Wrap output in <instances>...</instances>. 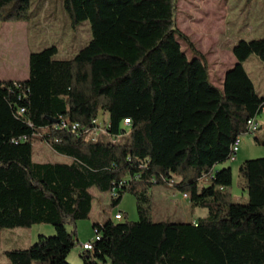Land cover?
<instances>
[{
  "label": "trees",
  "instance_id": "obj_1",
  "mask_svg": "<svg viewBox=\"0 0 264 264\" xmlns=\"http://www.w3.org/2000/svg\"><path fill=\"white\" fill-rule=\"evenodd\" d=\"M62 4L73 26L90 22L89 45L69 60L56 46L32 53L28 80L0 81V248L6 230H55L6 251L8 263L70 264L77 224L91 220L96 189L111 193L113 208L133 195L139 220L93 224L100 240L81 249L82 264H264V158L239 167L245 205L232 200V169L214 172L230 161L248 122L264 114V96L245 67L252 57L264 63V38L234 45L237 64L220 89L178 28V0ZM34 17L31 0H0V23ZM96 121L102 126L90 137ZM36 142L66 160L36 163ZM155 186L187 195L207 216L195 224L154 222Z\"/></svg>",
  "mask_w": 264,
  "mask_h": 264
},
{
  "label": "rangeland",
  "instance_id": "obj_2",
  "mask_svg": "<svg viewBox=\"0 0 264 264\" xmlns=\"http://www.w3.org/2000/svg\"><path fill=\"white\" fill-rule=\"evenodd\" d=\"M232 2L234 1L178 0V28L191 39L197 50L205 58L209 66L211 81L220 89H223L225 71L230 69L234 60L231 47L233 48L236 43L242 40L249 41L264 38V33L259 30V28L262 30L264 28V0H245L243 5L236 4L234 11L227 15L229 4L232 5ZM31 12L42 27L41 35L38 36L36 34L38 31L34 33L38 39V47H40L36 51L54 45L60 51L59 57L69 60L92 41L93 34L90 22H83L73 26L69 16L63 10L62 0H31ZM47 25L50 27L53 25L54 28L58 29V33L55 34L52 30L50 32L48 29L46 35H43L45 33L43 30H45L44 28ZM55 37H62V42L58 44L56 42L51 43V39ZM178 41L188 58L192 59L194 54L188 45L181 39H178ZM252 58H254L253 60H258L257 62L259 63L256 66L260 64L262 66L260 73H264V63L257 57ZM254 66V62L245 65L252 80L255 82L257 92L264 96V86L261 87L258 83ZM99 119L100 122L104 123L107 117L102 114ZM257 124L259 129L253 134H246L240 137V150L236 160L234 162L229 161L224 165H218L214 169V172L226 168L232 169L233 185L230 192L232 200L236 204L245 205L249 202L248 193L239 185L241 181L239 167L248 160L264 158V114L257 119ZM98 139L112 140L111 137L103 135H100ZM256 139L260 141V144L256 142ZM118 140L123 139L120 138ZM33 151L35 162H60L66 160L55 154L46 143H34ZM93 195L95 196V206H97L99 198L104 199L100 215L98 213L95 214L93 211L91 216V219L95 218L99 225L109 221L111 213H113V220L117 213H122L124 216L122 222H136L139 220L137 200L133 195L126 194L120 205L115 208L112 207L111 193L104 194L94 189ZM150 196L152 200V220L156 223H186V217L191 216V211L186 210L182 203L183 194L172 187L155 186L150 190ZM168 201L170 204L167 203ZM106 204L108 205L106 206ZM79 223V227L77 224V232L80 233L83 241H78L76 247L70 253L68 257L70 264H82L80 262L81 244L82 242L84 244V240L92 242L96 236L91 220Z\"/></svg>",
  "mask_w": 264,
  "mask_h": 264
},
{
  "label": "crops",
  "instance_id": "obj_3",
  "mask_svg": "<svg viewBox=\"0 0 264 264\" xmlns=\"http://www.w3.org/2000/svg\"><path fill=\"white\" fill-rule=\"evenodd\" d=\"M232 1L234 2H232L233 3L232 5L229 4V10L227 11L228 14L226 13L227 15H229L230 12L234 11L236 4L243 5L245 2V0L243 1L232 0ZM49 25L45 26L44 28L45 30H43V32L45 33L43 35H46V31L48 29L50 30V32L52 30L53 32H55V34H57L58 29L54 28L53 25H51V27ZM41 28L42 27L40 26V22L38 21L37 18H33L30 22H26V23H0V81L19 82V81L28 80L29 74H30V69H29L30 56L32 53L42 51V50L36 51V50H39L38 48L40 47H38L39 45L38 39L36 38V35H34L36 31H38V33H36L38 36L41 35V31H42ZM259 30L261 33H264V28L263 30L259 28ZM32 39L33 41H31ZM50 42L51 43L56 42L58 44L59 42H62V37L61 38L55 37L51 39ZM231 50H232V47H231ZM59 55H60V51H59ZM253 59L254 58H250L245 63V65H247V63L254 62L255 64L254 72L255 74H257L256 77H257L258 83L262 87L264 86V73L263 72L260 73V71H262V68H261L262 66L260 64H258L259 66H256V64L259 62H257L258 60H253ZM236 64H237V61L234 58L230 69L225 71V74L223 77V83L225 81V76L228 73V71L234 68ZM36 163H47V162L40 161ZM181 199L183 201L182 203L184 204V208L186 207V210L191 211V214H190L191 216L186 217L187 218L186 223L195 224L198 222L199 219H203L207 216L206 214L208 212L206 210L200 209V208L193 209L191 206L190 200L188 198L186 199L184 197V194H183V198ZM103 201H104L103 198H99L97 206H95L96 204H94L93 211L95 214L98 213L100 215V210L102 208V204L104 203ZM167 203L170 204L169 201ZM107 205L108 204H106V206ZM110 216H111V219L113 220V213H111ZM91 221H92L91 223L92 225L98 224L95 218H92ZM79 224L80 223H78V227H79ZM53 235H55L54 228L50 226H45V225H37L27 230L16 229V230L4 231L2 233V244L0 248V264H9L5 257L6 251L12 250V249L29 248L37 242L40 236H53ZM81 240H82L81 235L80 233H78V241L81 242ZM89 242L91 241L84 240V243H89Z\"/></svg>",
  "mask_w": 264,
  "mask_h": 264
},
{
  "label": "built area",
  "instance_id": "obj_4",
  "mask_svg": "<svg viewBox=\"0 0 264 264\" xmlns=\"http://www.w3.org/2000/svg\"><path fill=\"white\" fill-rule=\"evenodd\" d=\"M25 110H20V114H24ZM97 124V128L94 129V131H92V133L90 134V137H92V135H95V133H98V126H102L100 125L97 121L95 122ZM124 125H125V128L126 130L129 132L131 130V121L129 119H126L125 122H124ZM70 126V124L66 121L63 122V127L64 128H68ZM72 129H76V130H80V125L79 124H73ZM259 129V125L257 124V121L256 120H251L248 122V132L247 134H253V132H255L256 130ZM240 144H241V141L240 139L237 140V142L233 143L232 147H231V157H230V162H234L236 160V157H237V154L239 153V150H240ZM115 192L113 193V196H115ZM184 197L187 199L188 196L187 195H184ZM114 220L115 221H123L124 220V216L122 215V213H117L115 216H114ZM95 238L93 239L92 242H96V241H99L100 240V235H99V232L98 231H95ZM89 244H91V242L89 243H84L81 245V248L84 250V251H89Z\"/></svg>",
  "mask_w": 264,
  "mask_h": 264
},
{
  "label": "bare ground",
  "instance_id": "obj_5",
  "mask_svg": "<svg viewBox=\"0 0 264 264\" xmlns=\"http://www.w3.org/2000/svg\"><path fill=\"white\" fill-rule=\"evenodd\" d=\"M238 139H240V138H238ZM238 139H236L235 142H237ZM89 250H92V246H91V244H89Z\"/></svg>",
  "mask_w": 264,
  "mask_h": 264
},
{
  "label": "water",
  "instance_id": "obj_6",
  "mask_svg": "<svg viewBox=\"0 0 264 264\" xmlns=\"http://www.w3.org/2000/svg\"><path fill=\"white\" fill-rule=\"evenodd\" d=\"M51 122L54 123V124H59V122L55 121V120H51Z\"/></svg>",
  "mask_w": 264,
  "mask_h": 264
}]
</instances>
